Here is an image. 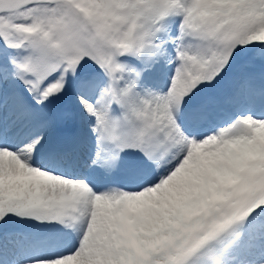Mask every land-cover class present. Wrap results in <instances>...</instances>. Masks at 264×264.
Masks as SVG:
<instances>
[{"label": "snow or ice", "instance_id": "snow-or-ice-1", "mask_svg": "<svg viewBox=\"0 0 264 264\" xmlns=\"http://www.w3.org/2000/svg\"><path fill=\"white\" fill-rule=\"evenodd\" d=\"M0 264H264V0H0Z\"/></svg>", "mask_w": 264, "mask_h": 264}]
</instances>
